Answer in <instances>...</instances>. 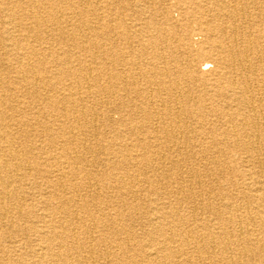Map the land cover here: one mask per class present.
<instances>
[{
  "label": "bare ground",
  "instance_id": "1",
  "mask_svg": "<svg viewBox=\"0 0 264 264\" xmlns=\"http://www.w3.org/2000/svg\"><path fill=\"white\" fill-rule=\"evenodd\" d=\"M164 1L0 0V264H264V0H192L177 20ZM235 152L243 189L220 180ZM210 154L217 169L190 166ZM168 163H184L175 191L139 176ZM96 177L114 194L82 193ZM144 181L151 196L126 194ZM137 206L145 254L127 229Z\"/></svg>",
  "mask_w": 264,
  "mask_h": 264
},
{
  "label": "rangeland",
  "instance_id": "2",
  "mask_svg": "<svg viewBox=\"0 0 264 264\" xmlns=\"http://www.w3.org/2000/svg\"><path fill=\"white\" fill-rule=\"evenodd\" d=\"M9 1H15V0H9ZM215 1H217L218 3H220L223 0H215ZM224 1H227V0H224ZM168 3H169V5H168ZM163 5L165 6L164 8H166L168 10L170 9V13H171L172 17L174 19H176V20L181 18V14L184 12V10L186 8L188 9L189 12H193V9H194L193 6H192V0H181V1L180 0H165L163 2ZM184 6H185V8H184ZM250 6H251V9L252 10H255L254 4H252ZM167 7H169V8H167ZM99 10L97 11L98 13H107V12L103 11L102 9H99ZM96 24H97L96 21H94L92 25H96ZM242 33L244 34L243 31H242ZM87 35L89 37H91V39L93 38L92 35H89V34H87ZM177 52L178 53H181V50H179V51L177 50L175 53H177ZM82 54L85 55L84 56L85 57L84 63L89 64L91 66H95L94 63H93V57H92V55H89L90 53L82 52ZM111 66L112 65H111V62H110L108 64V68L110 69ZM102 114L103 113L101 111L100 114L97 115L99 120L100 119L102 120ZM113 127L114 126H112L111 129H108V132H111L112 129H113ZM99 128H100V130H103V126H100ZM41 140H42V138H41ZM97 141H100V138H98ZM97 141H96V143H97ZM105 142H106L105 140H102L100 145H104ZM37 143L40 144L41 141H38ZM184 150H187L188 153L193 151L192 153L195 154V153H197L199 151V147L195 148V147H191V145H189L188 147H185ZM194 156H197V155H194ZM244 156H245V154L239 153V152H235L233 155H231L230 160H229L230 161V164L229 165L232 167V171H231V173L230 172H224L222 174V177L220 178V180L221 179L228 180L229 178H231L232 181H233V184L234 185L236 184V186H235L236 188L243 189L242 187H245V186L249 187L251 185L252 180H253V178L251 177L253 175H251V172H247V168L243 166L244 165V160H245L243 158ZM223 158H226V154L223 156ZM207 160H209V163H211L214 160V158L210 154V155H208L204 159V161L198 162L196 164H195V162H192V160H191L190 161V166H196V165H198L199 168H200V170L203 171L204 170V162H206ZM206 163H208V161ZM154 165H155V163H154ZM180 165H182V164H179V165L175 166L176 168H174V166L171 168V165L168 163V166L163 167L164 170L159 168V169L153 170L154 171L153 173H148L150 171L144 170L145 172L144 173L141 172L139 176L143 180L144 179L150 180L152 182V186H156V187L160 188V190H162V191H175V189L178 186V184L176 182H174V177L177 176V175H179V174L182 175V171L185 169L184 167H182L184 165V163H183L182 166H180ZM211 166L213 168L217 169V167H215L214 164H212V163H211ZM106 169H109V168H106ZM254 169H257V168L255 167ZM147 170H150V168L147 169ZM105 172L108 173L109 170H106ZM116 172L118 174H120V175L123 174V173H125L124 170H121V171L116 170ZM31 179H32L33 182H36L37 184L38 183H41L43 181V179L40 178L39 174L38 175L37 174H34V177L31 178ZM86 180L87 179H84L82 181L81 178L77 180V182L80 183L81 185H84L85 184L84 187L81 189L82 190V193H84V189H86V186L89 184V182H91V187L93 189L100 190L105 195L106 194H108V195H113L114 194V192H112V190L116 186L115 180H106V181L102 182V181L99 180V177L98 178L96 177L94 179H91L88 182H86ZM182 181H184V180H182ZM126 182H127L126 186H128V187L129 186H132L128 181H126ZM173 182H174V184H173ZM204 182H205V179L203 180V183ZM218 182L219 181L212 182V183L211 182L210 183L207 182V183H204V186H203L204 189H200V188H195V189H198V190L199 189L200 190L211 189L214 186V184L215 183H218ZM184 184L187 185L185 182H184ZM28 186L29 185H27L26 187L28 188ZM142 186H144V187L143 188L138 187L136 190H133L131 192L129 191L126 194H129V193H141V197L142 198H148V196H151L152 191L150 190L151 189L150 184L149 183H146L144 181V185H142ZM130 189L132 190V188H130ZM235 192L237 193V190ZM69 196H72V195L69 194ZM69 196L67 195L66 198H69ZM39 199H42V198H35L33 200H39ZM166 199H167V202L164 203L163 206H164L165 210H167V211H169L172 206L179 205V203L176 201V199L173 198L172 196H169L168 195V198H166ZM28 200H31V199H28ZM214 202H215L214 203L215 206L218 207V208H221V207L224 206L223 199H216V201H214ZM232 203H233V207L230 208V209H228L227 211H231V209H233L234 210V216L236 218L240 214V212L236 211V209L241 208V206H243L245 203L243 202V200H241L240 198L236 197V195H235V198L233 199V202ZM137 207H138V209L135 210L136 214L130 220V223L128 224L129 226L127 227V229L129 231H133L139 237L138 240H137V242H136V245L135 244L133 245V248H134L135 252H140V253L145 254L148 246L151 244V241L149 240L150 237L148 235L143 236V234L146 233L143 229L144 228H147L146 227L147 226V224H146L147 222H145L146 221L145 216L142 215V212H141L142 211V208L140 206H137ZM181 207L186 208L187 206L186 205H182ZM93 210H95V212H100L101 211L100 208H98L96 206L93 207ZM114 212L115 211L113 209L110 210V213H114ZM245 212L247 214H250L251 213V210H249V209L246 210L245 209ZM209 215L210 214H209V212L207 210H200V212L198 213V216L199 217L197 219L198 220L197 222L200 224V220H199L200 218H203V217L205 219L207 218L208 219L207 222L210 223V225H211L210 228L217 230V227H219V226L222 225L221 222H219V225H216L214 221H211V219L208 218ZM193 221L194 220H191V223ZM26 226H27V221L24 222V224H23V229L24 230H22V231L19 232V236H24L25 237V236H27L26 235L27 233H28V235H33L29 230H26ZM256 228L257 227L255 225H253V224L251 226H249L248 229H247L249 231V233H247L246 235L250 236L251 238L252 237L253 238H257V233L255 231ZM145 230H149V229H145ZM226 232H227V234H229V231H226ZM146 239H147V241H146ZM31 249H34V248L33 247H29V249L23 250L22 252H25V251L27 252V256H28L27 259H28V261L33 262V263L34 262L35 263H39L40 256L38 255L37 252H34V253H31L30 254L29 253V250H31ZM4 257L6 258V256H4ZM239 264H250V263H249V261L246 258H241Z\"/></svg>",
  "mask_w": 264,
  "mask_h": 264
}]
</instances>
